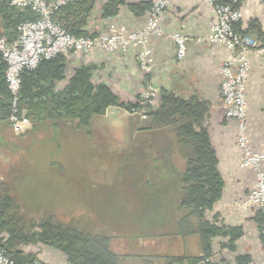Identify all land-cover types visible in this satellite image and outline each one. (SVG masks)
<instances>
[{
	"label": "crops",
	"instance_id": "1",
	"mask_svg": "<svg viewBox=\"0 0 264 264\" xmlns=\"http://www.w3.org/2000/svg\"><path fill=\"white\" fill-rule=\"evenodd\" d=\"M79 1L86 5L92 3L84 28L88 34L96 36L108 33L111 24L141 30L151 7V0ZM261 2L242 0L243 16L237 24V32L264 43ZM3 18L5 13L0 14L2 32ZM215 22L208 0H173L160 22L164 35H153L147 43L154 58L150 75L138 64L137 54L141 50L138 47H131L126 52L96 49L89 54H70L45 63L37 72L29 74L26 88L35 109L36 122H31L27 133L16 136L7 121L0 120V183L7 186L16 199L20 215L26 220H37L22 214L31 210L16 198L17 188L11 176L20 173V161L33 149L44 145L59 147L69 138L89 144L105 141L110 126L99 117L107 118L111 110L117 108L130 117L133 145L134 137L140 135L146 140L147 149L153 148L155 141L160 147L176 150L174 157L166 153L156 155L163 159V162H156L170 164L169 172L175 174L179 182L186 157L181 152L183 146L179 144L176 130L181 123L189 121L193 132L206 136L217 159L222 181L218 200L211 207L204 208L202 219H198L196 212L179 208L180 185H177V228L172 224L169 232L167 229L161 235L142 239L140 249H135L136 244L130 241L125 243L110 237L111 250L119 255V264H172L170 261L179 259L183 261L174 264H193L194 259L205 256L212 264H262L264 214L259 207L246 204L255 187V172L242 165L243 152L236 141L237 123L226 117L220 98L221 64L230 52L223 45L197 41L198 37L210 33ZM175 33L194 39L189 41L182 59L177 58V45L172 37ZM248 59L247 135L252 147L264 154V53L251 51ZM148 80L158 87L159 96L155 107L144 118H139L129 114L126 106L137 102ZM87 82L97 89L105 87L125 106L109 105L102 114L94 116L88 127L80 126L77 120L55 119L57 111L52 109L55 103L79 97ZM163 95H172L179 100L165 102ZM159 168L162 169L161 165L155 171ZM202 227L205 229V246L202 244ZM18 250L47 264H72L66 253L46 243L21 245Z\"/></svg>",
	"mask_w": 264,
	"mask_h": 264
},
{
	"label": "rangeland",
	"instance_id": "2",
	"mask_svg": "<svg viewBox=\"0 0 264 264\" xmlns=\"http://www.w3.org/2000/svg\"><path fill=\"white\" fill-rule=\"evenodd\" d=\"M99 119L110 126L105 141L89 144L69 138L59 147L33 149L20 161V173L11 175L16 198L31 210L22 213L29 218L53 215L140 249L142 239L169 232L172 224L178 227L179 182L170 174V164H160L162 169L155 171L160 167L156 161L163 162L156 155L174 157L176 150L155 141L147 149L140 135L133 145L130 117L123 110L114 108Z\"/></svg>",
	"mask_w": 264,
	"mask_h": 264
},
{
	"label": "built area",
	"instance_id": "3",
	"mask_svg": "<svg viewBox=\"0 0 264 264\" xmlns=\"http://www.w3.org/2000/svg\"><path fill=\"white\" fill-rule=\"evenodd\" d=\"M19 10L31 9L37 18L26 20L19 27V34L14 39H0V53L6 64L5 82L10 93V114L8 124L16 136L27 133L32 123L21 114V75L24 71L34 70L46 60L58 56L84 53L89 54L96 49L108 52H126L131 47L141 50L137 54L138 64L143 72L150 75L154 58L147 47L153 35L162 36L164 31L161 20L173 0H151V7L145 26L138 31L125 26L111 24L109 32L97 36L76 37L68 33L53 21V15L70 0H8ZM242 0H208L216 17L210 33L198 37L197 41L206 40L210 44L227 47L230 54L221 64L222 83L220 98L226 117L237 123L236 141L243 152L242 165L255 172L254 189L247 197L246 204L257 206L264 214V154L256 151L247 135V94L246 83L249 71L248 54L255 51L264 53V43L257 39L240 34L235 30L242 19ZM261 5L264 8V0ZM177 45V58L182 59L192 37L175 33L172 35ZM159 89L150 80L137 102L127 110L131 115L144 118L157 103ZM264 235V228L262 230ZM209 259H206V262ZM0 264H16L0 246ZM33 264H47L35 259ZM264 264V262L262 263Z\"/></svg>",
	"mask_w": 264,
	"mask_h": 264
},
{
	"label": "trees",
	"instance_id": "4",
	"mask_svg": "<svg viewBox=\"0 0 264 264\" xmlns=\"http://www.w3.org/2000/svg\"><path fill=\"white\" fill-rule=\"evenodd\" d=\"M89 5L79 0L69 2L53 15V21L76 37L96 36L88 34L84 28L92 3ZM1 13H5V18L2 20L4 31H0V39L16 38L19 34L18 27L24 21L37 18L31 9L19 10L8 0H0ZM235 30L237 31V25ZM60 57L62 56L43 61L37 69L24 71L21 75V114L27 116L31 122H36L37 117L26 88V77L37 72L45 63ZM5 70L6 64L0 53V120L8 122L10 93L5 82ZM79 94V97L69 101L55 103L52 108L57 111L54 118L58 121L77 120L80 126L88 127L94 116L102 114L109 105L123 104L105 87L97 89L88 82L86 89ZM162 98L165 102L179 100L172 95H163ZM132 106H126V109ZM176 135L179 144L183 146L181 152L186 157L185 168L179 179L180 195L177 203L179 208L196 212L197 218L202 219L203 209L211 207L218 200L222 189L217 159L206 141V136L201 132H193L189 121H184L177 127ZM0 188L3 189L0 190V246L5 248L7 255L16 264H33L37 259L34 255H23L18 250L19 246L41 242L66 253L72 264H119L120 257L111 250L110 237L72 226L53 215L43 216L38 220H26L20 215L17 201L9 193V188L2 183ZM201 231L202 244L205 246L204 227ZM206 259L209 258L205 256L202 259H194L193 264H212L210 259L207 262ZM182 261L179 259L170 262L174 264Z\"/></svg>",
	"mask_w": 264,
	"mask_h": 264
}]
</instances>
